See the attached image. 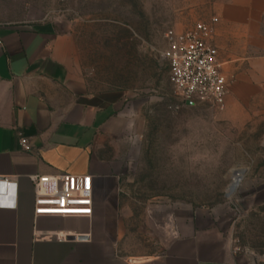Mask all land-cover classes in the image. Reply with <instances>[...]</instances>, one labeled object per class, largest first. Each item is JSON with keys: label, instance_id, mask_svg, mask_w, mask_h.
Listing matches in <instances>:
<instances>
[{"label": "rangeland", "instance_id": "rangeland-1", "mask_svg": "<svg viewBox=\"0 0 264 264\" xmlns=\"http://www.w3.org/2000/svg\"><path fill=\"white\" fill-rule=\"evenodd\" d=\"M222 1L0 0V24L61 23L87 88L124 95L116 247L125 257L159 254L190 226L218 235L228 258L264 264V91L244 92L226 119L183 103L161 58L168 32L212 18L215 27Z\"/></svg>", "mask_w": 264, "mask_h": 264}, {"label": "crops", "instance_id": "crops-1", "mask_svg": "<svg viewBox=\"0 0 264 264\" xmlns=\"http://www.w3.org/2000/svg\"><path fill=\"white\" fill-rule=\"evenodd\" d=\"M0 40V178L17 183L16 207L0 208V264H240L212 230L190 226L159 254L120 255L124 95L87 88L73 68L75 40L59 22L0 24ZM214 44L233 76L227 119L244 92L264 91V0L220 2ZM60 173L91 176V218L34 216L29 176Z\"/></svg>", "mask_w": 264, "mask_h": 264}, {"label": "built area", "instance_id": "built-area-1", "mask_svg": "<svg viewBox=\"0 0 264 264\" xmlns=\"http://www.w3.org/2000/svg\"><path fill=\"white\" fill-rule=\"evenodd\" d=\"M216 18L199 21L183 32H168L161 58L169 68L175 94L185 104H200L222 110L230 92L233 76L224 72L214 44ZM1 44V40H0ZM25 150L29 145L21 140ZM33 184L35 217L91 218L93 184L90 175L60 173L29 176ZM17 183L0 178V208H15ZM52 237V234H44ZM65 240L67 235L56 233Z\"/></svg>", "mask_w": 264, "mask_h": 264}, {"label": "water", "instance_id": "water-1", "mask_svg": "<svg viewBox=\"0 0 264 264\" xmlns=\"http://www.w3.org/2000/svg\"><path fill=\"white\" fill-rule=\"evenodd\" d=\"M188 104H190V103H188ZM243 171H244V170H241V171H239V172L236 173L237 180H236V181L233 180L232 183L230 184V186H229V188H228L227 196L231 195V194L235 191V189H236V187H237V185H238V183H239V181H240L239 173L242 174Z\"/></svg>", "mask_w": 264, "mask_h": 264}]
</instances>
